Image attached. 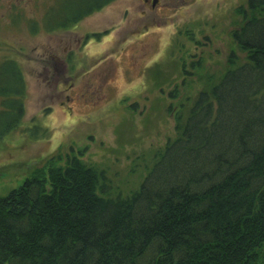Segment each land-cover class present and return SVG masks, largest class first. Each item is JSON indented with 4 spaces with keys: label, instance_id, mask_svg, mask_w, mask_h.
I'll return each instance as SVG.
<instances>
[{
    "label": "trees",
    "instance_id": "1",
    "mask_svg": "<svg viewBox=\"0 0 264 264\" xmlns=\"http://www.w3.org/2000/svg\"><path fill=\"white\" fill-rule=\"evenodd\" d=\"M114 1L51 0L43 24L70 29ZM247 5L232 32L245 59L232 50L179 111L139 189L111 197L104 170L50 158L0 196V264H264V0ZM25 95L18 62L0 63V141L21 125Z\"/></svg>",
    "mask_w": 264,
    "mask_h": 264
},
{
    "label": "rangeland",
    "instance_id": "2",
    "mask_svg": "<svg viewBox=\"0 0 264 264\" xmlns=\"http://www.w3.org/2000/svg\"><path fill=\"white\" fill-rule=\"evenodd\" d=\"M247 3L115 0L50 32L51 0H0V63L17 61L26 80L25 117L0 141V196L57 155L104 170L111 197L139 189L179 111L221 79L232 50L245 59L232 32Z\"/></svg>",
    "mask_w": 264,
    "mask_h": 264
},
{
    "label": "flooded vegetation",
    "instance_id": "3",
    "mask_svg": "<svg viewBox=\"0 0 264 264\" xmlns=\"http://www.w3.org/2000/svg\"><path fill=\"white\" fill-rule=\"evenodd\" d=\"M146 1H148V0H146ZM152 5L155 6V4L153 3V0H152Z\"/></svg>",
    "mask_w": 264,
    "mask_h": 264
}]
</instances>
